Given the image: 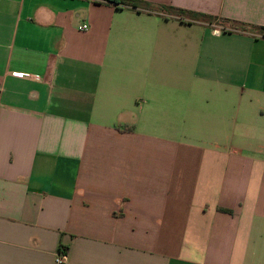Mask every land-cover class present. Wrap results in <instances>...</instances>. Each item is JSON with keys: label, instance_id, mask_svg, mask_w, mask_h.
I'll return each mask as SVG.
<instances>
[{"label": "crops", "instance_id": "0c3cea01", "mask_svg": "<svg viewBox=\"0 0 264 264\" xmlns=\"http://www.w3.org/2000/svg\"><path fill=\"white\" fill-rule=\"evenodd\" d=\"M136 1L0 0V264H264V0Z\"/></svg>", "mask_w": 264, "mask_h": 264}, {"label": "trees", "instance_id": "16d2710c", "mask_svg": "<svg viewBox=\"0 0 264 264\" xmlns=\"http://www.w3.org/2000/svg\"><path fill=\"white\" fill-rule=\"evenodd\" d=\"M102 1L116 5V6L121 5V6H125V7H131V8L137 7V1L136 0H102ZM253 30H260L262 33H264V27H253Z\"/></svg>", "mask_w": 264, "mask_h": 264}, {"label": "built area", "instance_id": "2783aa9c", "mask_svg": "<svg viewBox=\"0 0 264 264\" xmlns=\"http://www.w3.org/2000/svg\"><path fill=\"white\" fill-rule=\"evenodd\" d=\"M79 30L86 32L90 30L89 24H84L79 26ZM68 261V254L63 250H60L58 254H56L55 263L56 264H65Z\"/></svg>", "mask_w": 264, "mask_h": 264}]
</instances>
